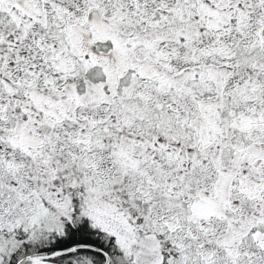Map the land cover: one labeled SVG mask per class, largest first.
Instances as JSON below:
<instances>
[{
    "label": "snow or ice",
    "instance_id": "6c2138e0",
    "mask_svg": "<svg viewBox=\"0 0 264 264\" xmlns=\"http://www.w3.org/2000/svg\"><path fill=\"white\" fill-rule=\"evenodd\" d=\"M0 264H264V0H0Z\"/></svg>",
    "mask_w": 264,
    "mask_h": 264
}]
</instances>
